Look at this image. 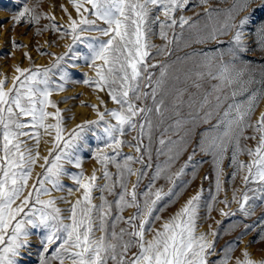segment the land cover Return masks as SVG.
Returning <instances> with one entry per match:
<instances>
[{"label": "snow or ice", "instance_id": "6c2138e0", "mask_svg": "<svg viewBox=\"0 0 264 264\" xmlns=\"http://www.w3.org/2000/svg\"><path fill=\"white\" fill-rule=\"evenodd\" d=\"M16 2L22 3V7L12 16L14 24L40 22L41 17L34 7L30 8L23 0ZM69 2L79 19H74L69 14V23L65 28L64 25L56 24L54 15H46L45 18L51 23L44 27V30L51 29L61 32L62 36L71 37L72 44L68 45L67 52L57 56L50 67H17L15 71L18 75L13 78L12 86L7 90V78L0 79V264H23L26 253L32 248L30 237L33 234L39 235L37 264H52L53 261L58 264H229L239 238L229 241L217 253L215 239L209 240L208 236L218 237V232L197 234L202 190L191 196L159 229H154L152 221L161 219L159 215L153 216V213L157 202L162 199V190L158 189L152 194L150 185L149 190L143 194L145 198L141 204L136 188L146 173L134 170L131 164L144 162L142 147L151 160V114L155 111L157 115H163L164 100L157 101L156 98L164 90L168 65H160L159 76L153 80L154 73L149 72V68L157 65L148 64L147 60L151 56L150 49L157 46L150 43L149 34L153 33V25L159 26V35L167 43L158 49V53L165 54L167 44L178 43L187 26V30L193 33L190 39L194 43L224 46L211 50L201 49L190 54V57H198L195 73L197 81H215L210 90L200 95L199 100H193L197 111L195 115H190L193 120L200 119L203 123H208L213 117L217 118L216 124L202 134L198 144L200 151L213 158L216 191L219 193L221 190V166L231 149V164L236 169L232 177L235 178L237 172L246 169L243 176L244 191L239 198L234 192L231 202L226 199L222 203L225 207L230 203H237L239 211L245 216L254 212L257 201L264 203V113L255 123L251 121L256 107L264 99V64L254 65L247 58L250 51L249 36L256 38V47L264 52V19L257 20L255 16L257 8H264V0L251 11L249 9L255 0H232L227 7H207L209 0H200V4L206 6V23L203 27L193 17L175 15L177 11L182 13L191 0ZM223 2L226 3L227 0ZM85 4L91 7H85ZM63 10L67 13L66 8ZM154 11L158 14L153 15ZM84 13L94 19H89ZM161 14L163 20L160 19ZM196 15L199 16V13ZM97 21L104 26H100ZM177 27L181 29L180 33L175 32ZM169 29L173 30L171 40L168 36ZM89 32H97L99 35H84ZM225 37L227 39H223ZM77 42L84 46V52L74 50ZM13 45L22 46L15 41ZM69 54L72 60L83 59L95 71L96 79H85L83 83L94 85L101 92L107 90L108 96L118 107L108 109L105 106L104 111H100L96 105H92L97 119L76 125L65 138L61 112L50 96L53 91H64L65 84L70 80L68 68L75 65L62 67ZM57 73L60 82L53 79ZM143 81H147L144 87L151 91H142ZM195 87L200 89L202 85L196 82ZM182 95L180 93L181 97ZM149 97L154 107L138 106V102ZM49 107L56 110L49 112ZM200 112H203V116L199 115ZM49 118L55 120V123H46ZM186 123L181 118L175 120L170 127L179 130ZM50 129L55 131L53 148L58 149L57 154L49 161V156H52V150H49V155L43 157L44 163L39 165L43 173L38 174L36 182L29 186L33 169L41 159V130L50 134ZM248 129H252V136L245 135ZM133 130L138 131V136L133 137L137 141L135 145L123 139L128 131ZM88 132L98 141L103 140V145L97 146L93 154L102 168V178L105 180L103 185L97 184L101 177L96 175V170H93L91 176L84 175L81 158L74 155ZM256 134L259 139L255 148L241 146L242 139L256 140ZM21 137L35 140L36 150L27 147V140H22ZM145 137L149 140L148 147L143 145ZM126 144L134 146L135 151L141 155L124 156L121 162L118 157ZM159 144L164 146L166 140L161 138ZM171 151L169 148V152ZM157 153L163 154L160 149H157ZM244 153L250 157L246 164L238 160V156ZM174 159V156H169L164 167L157 165L153 182L166 172ZM191 161L192 156H189L184 167H188ZM65 162L81 171L68 172L64 167ZM109 164L117 169L115 180L113 173L108 170ZM146 167H151V164ZM183 171L184 168H181L175 175L179 177ZM65 175L77 185L75 189L67 188L69 195L82 190L81 196L74 203L65 200V203L71 205L67 210V217L62 215L56 198H41L51 197L53 190L63 191L65 186L61 177ZM127 176H137L131 192L127 188ZM117 185L121 188L119 193L115 192ZM93 191L101 192L99 205L93 203ZM105 192L117 198L108 201ZM163 195H172V192L170 190ZM212 200L215 201V196ZM113 206L117 212L115 215ZM207 206L211 211L212 205ZM125 208H135L136 212L125 219L122 215ZM221 215L235 213L221 209ZM118 223L127 224L128 227L116 231ZM252 227L245 225L246 230ZM97 232L101 235L97 236ZM146 233H152L151 239L146 238ZM245 234L247 232L241 235ZM133 249L136 251H132ZM212 256H216V259H210ZM242 256L243 259L237 258L235 264H264V260H253L247 249Z\"/></svg>", "mask_w": 264, "mask_h": 264}, {"label": "rangeland", "instance_id": "374dc122", "mask_svg": "<svg viewBox=\"0 0 264 264\" xmlns=\"http://www.w3.org/2000/svg\"><path fill=\"white\" fill-rule=\"evenodd\" d=\"M30 8H35L36 13L40 15L41 19L38 24H29L21 22L14 24L12 16L22 7V3H17L16 0H0V79L7 78L5 90L12 86V80L18 73L15 71L17 67L22 69H30L37 67H50L55 63L57 56L64 55L68 50V45L72 44L70 36H62L61 32H54L51 29L44 30L45 25H49L51 22L45 18L46 15H54L57 25H64L65 28L69 23V14L74 19H79L76 10L69 0H23ZM232 0H227L226 3L223 0H209L207 7H227L231 4ZM262 0H255L249 9L257 8ZM63 6V8H62ZM85 7L90 8V5L85 4ZM204 5L200 4V0H191L188 7L181 13L177 11L175 15L179 17L181 14L189 17H193L195 20H199V26L203 27L206 23L204 16ZM67 9V13L63 10ZM199 13V16L196 14ZM158 14L153 12V15ZM89 19H94L88 13ZM244 15V14H242ZM257 20L264 19V8H257L255 12ZM160 19L164 17L161 14ZM100 26H104L102 22L97 21ZM39 30V34L37 31ZM176 33H180L181 29L177 27ZM86 36H98L97 32L85 33ZM173 30H168L169 40L172 39ZM193 33L186 29L183 34V38L177 43L172 42L167 44L165 54H159L158 49L163 47L167 42L161 39L159 35V26L153 25V33L149 34V41L151 44L157 47L151 48V56L148 58V64H156L157 67L149 68V72L154 73L153 80H155L160 73V65H168V76L164 90L157 95V101L163 99L164 107L162 109L163 115H157L155 111L151 114L153 123L152 139L150 144L151 160L148 159V154L144 152L142 147V153L144 154L143 163H132L131 167L137 171H144L146 174L140 179L139 185L136 188L138 200L143 203L144 193L149 190L151 185V193L154 194L156 190H162V199L157 202L156 211L153 216L159 215L160 220H153L152 226L154 229H159L162 223L173 216L184 203L197 192L202 190L201 206L199 210V219L197 220L199 233H211L213 231L218 232V237H213L209 234L208 239H215V247L217 253L223 248L229 241L238 240V245H234V251L232 252V259L229 264H235L237 258L243 259L242 253L245 249L250 253L253 260L259 262L264 260V203L256 202L254 212L251 215L245 216L244 213L239 211V205L237 203H230L228 207H225L222 201H232L233 193H236L237 198L240 197L244 191L243 176L246 174V169L237 172L235 178L232 177V173L236 169L231 164L232 150L229 149L225 159L222 163V173L220 176L221 190L219 193L216 191V170L213 164V158L211 155H205L200 151L198 144L202 137V134L210 130L217 122V118L213 117L208 123H203L200 119H192V115L196 114L197 105L193 100H199L200 95L210 90L211 84L215 81L203 79L197 81L195 75L197 68L196 62L198 57H190V54L194 51L211 50L217 47H224L223 45H217L215 43L198 44L194 43L190 37ZM107 39V37H101ZM227 39V37L223 38ZM254 36L248 37L250 44V51L247 54V58L252 61L254 65L264 64V52H261L255 45ZM13 41L20 47H15ZM187 45V46H186ZM74 50L78 52H84L85 48L82 44L77 42L74 46ZM170 54H167L169 53ZM27 53V56L25 55ZM46 53V54H42ZM30 57V59H29ZM97 63H100L99 61ZM68 64H74L75 67L68 68L70 73V80L65 84L64 91H53L50 99L57 105L61 112L63 119L62 128L63 136L67 138L68 134L78 124H82L86 120H96V111L91 107L96 105L100 111H104L105 106L108 109L117 108L118 105L114 104L107 94V90L101 92L95 89L94 85L83 83L85 79L95 80V71L90 68L83 59H71V54L66 57V62L62 64V67L67 68ZM147 75V73H145ZM57 82L59 81V73L53 77ZM199 82L202 87L197 89L195 83ZM147 81H143L141 84L142 91H151L149 88H145L144 84ZM180 93H183L182 97ZM190 97L192 99H190ZM242 99V97H241ZM101 101L104 103L101 104ZM191 104V107H190ZM147 105L153 106V101L149 97L147 100L138 102V106ZM56 109L47 108V111L54 112ZM190 113L192 115H190ZM264 113V99H262L256 107L254 113L251 116V121L255 123ZM203 116V112L199 113ZM183 118L187 121L185 126L179 130H176L171 125L175 120ZM108 119V117H106ZM115 121H113L114 123ZM46 123L54 124L55 120L49 118ZM165 129H168L165 131ZM27 130V129H26ZM101 136L102 132L96 130ZM48 132L41 130L39 153L41 159L37 161V165L32 172V178L29 181V186L36 182L37 175L43 173V169L39 167L44 163L43 157L49 155V150H52V156H49V161L57 154L58 149L53 148L55 131L53 129ZM254 133L252 129H248L245 133L247 136H252ZM256 140H241V146L245 145L249 148H255L259 136ZM138 136V131H128L123 139L131 142V145L137 143L133 140V137ZM164 138L166 144L161 146L159 140ZM183 138V139H182ZM22 140H27L26 137H21ZM168 141H175V144L168 143ZM103 140L98 141L95 139L91 132L85 134V140L79 143V147L75 150L74 155L79 156L82 161V170L85 176H91L93 170H96V175L101 177L97 180L98 185H103L105 180L102 178V168L96 159L93 158L94 150L97 146H102ZM144 147L149 146V140L145 137L143 140ZM62 146V143H61ZM27 147L36 150L35 140H27ZM169 148L172 149L169 152ZM157 149H160L163 154L157 153ZM121 156L118 159L123 162V157L131 155L139 157L141 153L135 151L134 146L126 144L122 147ZM195 151V155L193 152ZM169 156H174L175 159L170 163L166 172L162 173L159 178L154 182L152 177L155 175L157 165L164 167L168 162ZM189 156H192V161L188 167H184L188 162ZM238 160L248 163L250 157L244 153L238 156ZM151 164V167L146 165ZM64 167L68 172L78 173L81 169L75 168L72 164L64 163ZM181 168H184L183 174L177 177L175 174L180 172ZM108 170L113 173V179H116L117 169L113 164L108 165ZM168 177H171L169 179ZM207 177V178H205ZM61 182L65 186L63 191H52L51 197L42 196V199L56 198V204L62 209V215L67 217L70 208V203H65V200L75 202L82 194L80 192H74L69 195L67 188L71 187L75 189L77 185L67 176L61 177ZM137 182V176H127V188L131 192L132 185ZM51 187L50 185H47ZM249 187H255V185H249ZM171 190L172 195H163L169 193ZM121 188L116 186L115 192L119 193ZM27 194V193H25ZM93 203L99 205L101 203L99 197L100 191H93ZM108 201H114L117 197L115 195H109L104 193ZM251 195V193H250ZM215 196V201L212 197ZM63 197L64 199H60ZM251 203V201H250ZM208 204H211V211L208 209ZM221 209L228 213H235V215L223 216L221 215ZM136 212L135 208H125L122 215L125 219L133 215ZM117 214L116 208L113 206V215ZM67 222V221H66ZM138 223V221H137ZM245 225H252L250 229H245ZM128 225L124 223H118L116 231L120 228H127ZM247 232L245 235L242 233ZM97 236L101 233L97 232ZM152 233H146V238L151 239ZM32 248L26 253V259L23 264H37L39 251V235L33 234L30 237ZM55 248V245L52 246ZM132 251H136L133 249ZM215 260L216 256L210 257ZM52 264H58L53 261Z\"/></svg>", "mask_w": 264, "mask_h": 264}, {"label": "bare ground", "instance_id": "6f19581e", "mask_svg": "<svg viewBox=\"0 0 264 264\" xmlns=\"http://www.w3.org/2000/svg\"><path fill=\"white\" fill-rule=\"evenodd\" d=\"M115 207V206H114Z\"/></svg>", "mask_w": 264, "mask_h": 264}]
</instances>
